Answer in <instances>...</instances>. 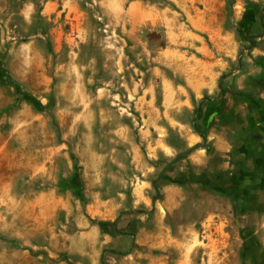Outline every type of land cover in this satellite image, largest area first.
Returning <instances> with one entry per match:
<instances>
[{
    "label": "rangeland",
    "instance_id": "obj_1",
    "mask_svg": "<svg viewBox=\"0 0 264 264\" xmlns=\"http://www.w3.org/2000/svg\"><path fill=\"white\" fill-rule=\"evenodd\" d=\"M129 1L0 0V264H264V0H222L231 49L182 16L227 63L162 128L145 79L182 82L201 53L161 61L164 28L132 32Z\"/></svg>",
    "mask_w": 264,
    "mask_h": 264
},
{
    "label": "crops",
    "instance_id": "obj_2",
    "mask_svg": "<svg viewBox=\"0 0 264 264\" xmlns=\"http://www.w3.org/2000/svg\"><path fill=\"white\" fill-rule=\"evenodd\" d=\"M112 1L113 0H106V5H109ZM117 1L120 2L124 0ZM201 2L203 5L198 4ZM222 2V0H193L192 2L176 0L179 8L175 10L169 7H156L151 4L147 6L139 0L129 1L128 15L130 16V30L132 32L134 31V33H137L139 30H142V28H145L146 31H155L159 26L164 28V35L172 45L170 44L166 47H162L163 50L160 51L158 55L161 61L164 59L166 60V51L181 53L182 50L183 53L186 45L193 46L201 53L200 56H195L194 58V60L199 61L200 67L196 68L193 73L184 72V77L181 78L182 82L159 73L157 71V69H161L159 66H155L153 69L158 75L156 74V76L152 77L150 80H148V78L145 79L144 88L139 92L137 98L140 103V108L147 113L146 123L147 125L149 124L150 127L162 128V120H164V118H166L165 121H170V124L171 121L179 123L174 114L184 109L186 106H192V96L199 99L205 95L214 96L220 89L221 82L218 70L226 66V59L217 54L215 51L217 47L215 45H213L211 49L209 43L202 40V35H200L199 32L188 29L182 16H188V13L194 17L196 16L194 14L203 16L206 24L214 26V32L219 33L220 36H224V38H228L229 42L225 45L224 49H231L232 34L223 28L222 20L219 17V10ZM194 21H197L196 18H194ZM134 47L140 50L143 48L144 54L147 56L148 40H136ZM145 59H148V56L145 57ZM167 61L168 63H173L170 59ZM178 62L179 61H177V63ZM140 80L142 81V78H140ZM139 84L140 82L136 81V85ZM159 90L162 96L161 103H159L157 99ZM134 92H136L135 89ZM167 114L173 115L168 119ZM194 137V142L197 144L198 138L197 136ZM152 143L155 145H166L161 139L155 140V142ZM160 150H162V148H160ZM194 155L202 158V154L200 153Z\"/></svg>",
    "mask_w": 264,
    "mask_h": 264
},
{
    "label": "trees",
    "instance_id": "obj_3",
    "mask_svg": "<svg viewBox=\"0 0 264 264\" xmlns=\"http://www.w3.org/2000/svg\"><path fill=\"white\" fill-rule=\"evenodd\" d=\"M10 81H11V83H13L12 80H10ZM17 87H18V92H20V91H19V90H20L19 86H17Z\"/></svg>",
    "mask_w": 264,
    "mask_h": 264
}]
</instances>
